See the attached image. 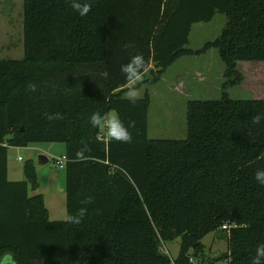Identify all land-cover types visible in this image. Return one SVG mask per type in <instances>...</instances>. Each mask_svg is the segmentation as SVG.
<instances>
[{
	"label": "trees",
	"instance_id": "obj_1",
	"mask_svg": "<svg viewBox=\"0 0 264 264\" xmlns=\"http://www.w3.org/2000/svg\"><path fill=\"white\" fill-rule=\"evenodd\" d=\"M71 4L23 0V57L0 58V254L17 264H203L202 239L234 223L220 259L253 264L264 243V185L254 179L264 120L253 118L264 99L189 100L187 137L150 139L149 95L129 100L120 66L142 53L154 84L180 57L215 48L238 79L237 61H264V0H93L84 17ZM217 12L219 37L187 48L192 25ZM94 111L115 112L132 140L105 138L89 123ZM39 142L64 145L66 216L86 208L79 223L49 218L42 194L30 193L32 163L8 179V148ZM177 237L171 260L161 245Z\"/></svg>",
	"mask_w": 264,
	"mask_h": 264
},
{
	"label": "rangeland",
	"instance_id": "obj_2",
	"mask_svg": "<svg viewBox=\"0 0 264 264\" xmlns=\"http://www.w3.org/2000/svg\"><path fill=\"white\" fill-rule=\"evenodd\" d=\"M23 0H0V58L18 60L23 57ZM226 24L224 14L216 13L209 22L194 23L190 30L187 48L198 50L208 41L219 37ZM240 78L226 75V67L218 56L217 49L210 48L202 54L182 56L170 65L160 80L154 84L145 81L148 70L137 83L139 98L147 91L150 98L148 130L150 139H185L186 106L189 100L219 99L223 93L232 99H264V61H237ZM129 86V84H128ZM128 91L125 93L127 96ZM116 115L110 112L109 116ZM47 154L41 152L44 150ZM45 154L46 163L38 157ZM64 154L60 142H39L24 147L10 146L7 155L8 178L22 180L24 167L30 162L36 173V189L30 193H41L52 220L66 217L65 169L56 165V159ZM20 158V159H18ZM30 187V186H29ZM229 231V230H228ZM203 250L197 262L205 264L215 261L226 264L228 258V232L217 229L202 239ZM180 247V238L163 242L161 250L171 260Z\"/></svg>",
	"mask_w": 264,
	"mask_h": 264
},
{
	"label": "clouds",
	"instance_id": "obj_3",
	"mask_svg": "<svg viewBox=\"0 0 264 264\" xmlns=\"http://www.w3.org/2000/svg\"><path fill=\"white\" fill-rule=\"evenodd\" d=\"M93 0H72V8L81 16L84 17L92 9ZM131 46V45H127ZM146 70V61L142 53H136L130 59L120 66V71L123 73L126 81H129V89L127 98L133 102L139 98V92L136 90V85L144 77L143 73ZM33 91L36 86L30 85ZM60 114L58 113L57 116ZM53 117H49L52 119ZM264 120V114H259L253 118V123L260 124ZM89 123L93 128L104 127L112 140L120 142H130L132 140L131 132L118 115L109 116L107 113L94 111L89 116ZM78 155L83 156V150L78 152ZM254 179L257 183L264 185V168L257 169L254 174ZM90 198H86L83 203H90ZM86 208H81L75 215L66 216V221L69 223H79L84 216ZM0 264H17L15 256L11 252L0 254ZM253 264H264V243H260L255 250Z\"/></svg>",
	"mask_w": 264,
	"mask_h": 264
},
{
	"label": "built area",
	"instance_id": "obj_4",
	"mask_svg": "<svg viewBox=\"0 0 264 264\" xmlns=\"http://www.w3.org/2000/svg\"><path fill=\"white\" fill-rule=\"evenodd\" d=\"M105 134V133H104ZM100 136H103V134H101ZM20 159V158H18ZM66 161H67V158L66 156L63 154L61 157L57 158L56 159V165H58L59 167H65V164H66ZM233 226H236L234 223H224L222 226H221V229L227 231L229 230L231 227ZM189 261L191 263H194L193 262V258H189Z\"/></svg>",
	"mask_w": 264,
	"mask_h": 264
},
{
	"label": "water",
	"instance_id": "obj_5",
	"mask_svg": "<svg viewBox=\"0 0 264 264\" xmlns=\"http://www.w3.org/2000/svg\"><path fill=\"white\" fill-rule=\"evenodd\" d=\"M38 161L40 163H46L48 161V158L45 154H40L39 157H38Z\"/></svg>",
	"mask_w": 264,
	"mask_h": 264
},
{
	"label": "crops",
	"instance_id": "obj_6",
	"mask_svg": "<svg viewBox=\"0 0 264 264\" xmlns=\"http://www.w3.org/2000/svg\"><path fill=\"white\" fill-rule=\"evenodd\" d=\"M102 130H104L105 138H107V137H108V134H106V133H107L106 129L103 127ZM41 152L47 154V152L45 151V149L42 150ZM7 175H8V168H7ZM8 179H9V178H8ZM44 201H45V200H44ZM45 205H46V203H45ZM46 207H47V206H46ZM47 209H48V212H49V207H47ZM49 218H50V215H49ZM51 220H52V219H51Z\"/></svg>",
	"mask_w": 264,
	"mask_h": 264
}]
</instances>
